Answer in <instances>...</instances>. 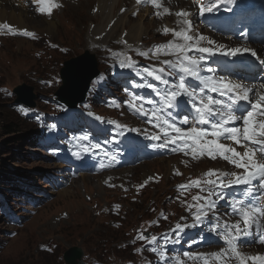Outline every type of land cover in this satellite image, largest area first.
Instances as JSON below:
<instances>
[{
    "label": "rangeland",
    "instance_id": "rangeland-1",
    "mask_svg": "<svg viewBox=\"0 0 264 264\" xmlns=\"http://www.w3.org/2000/svg\"><path fill=\"white\" fill-rule=\"evenodd\" d=\"M86 2L87 0L77 6L66 5L67 8L56 14L51 20L55 26L54 34L36 32L42 37H49L57 45L48 57H42L41 43L19 39L4 41L0 46V88L13 92L18 86H26L27 90L22 92L23 97H32L38 111L49 113L55 106L54 95L63 85L62 79L59 81V75H62L67 63L83 55L82 51L94 53L90 56L95 62V68L97 71L103 70L104 65L97 62L95 57L100 50H92L87 46L86 37L87 31L101 25L100 20L96 21V15L91 12L97 1L89 2L93 5ZM134 15L136 19L127 15L128 22L138 20V14ZM146 18L143 23L149 34L137 43L158 39L156 27L149 24L151 19L148 16ZM27 20L32 22L34 19ZM33 23L35 24L30 25L31 27L28 24L25 26L38 29L39 23ZM116 31L114 38L111 37L104 46L125 40L127 34H122L126 30L120 36L121 30ZM137 68L146 67L138 65ZM160 68H164L165 74L176 81L175 76L168 74L167 65L160 62ZM50 74H53L52 78L49 77ZM145 83L144 75L141 74L137 86L141 87ZM95 97H100L96 87L90 98ZM15 98V94L6 98L0 93V264H65L64 254L75 247L81 250L82 255L88 253L105 260H108V256H115L126 260V253L120 248L127 240L126 232L140 220L150 217L153 204L160 207L158 211L163 216V224L159 229L170 228L174 224L183 225L186 217L193 219V213L186 211L187 205L195 201L194 196L206 197L207 191H201V188L207 187L203 182L209 176L203 174L200 178L192 177V181L201 182L200 186L193 184L186 191L184 189L187 182H178L174 185L177 186L176 193L171 194L172 184L179 179L172 180L171 164H164L162 160L132 168L134 171L131 178V174H126L129 181H124L123 186L129 193H133L127 198L126 192L106 188L120 185V180H116L120 176L107 179L106 186L102 187L103 195H97L96 187L101 181L96 178L87 190L76 179V185L66 188L68 192L64 194L61 190L70 181L62 177L61 170L62 167L71 169L73 164L72 161H62L59 157L64 152L71 153V149L67 147L59 150L52 144L45 145L38 141L36 137L40 136L38 133L42 130L30 121L16 120L17 116L12 110ZM6 126H10L14 133L7 134L4 128ZM198 164L204 166L203 163ZM201 167L200 170L206 168ZM120 172L123 173L122 170ZM153 173L163 175L162 184L152 185L151 190H146L140 197L137 193V188H140L136 186L137 180H145ZM181 185L185 187L180 188ZM116 210L120 212L118 217L113 215ZM110 221L122 222V225L119 223L120 226H115ZM17 230L18 235L11 238L10 235Z\"/></svg>",
    "mask_w": 264,
    "mask_h": 264
},
{
    "label": "snow or ice",
    "instance_id": "snow-or-ice-1",
    "mask_svg": "<svg viewBox=\"0 0 264 264\" xmlns=\"http://www.w3.org/2000/svg\"><path fill=\"white\" fill-rule=\"evenodd\" d=\"M35 2L40 5L36 11L48 15H51L53 9L60 6L55 0H35ZM141 2L142 0H136L137 5ZM221 2L222 0H206L205 3L199 6V15L203 16L205 13L214 12ZM150 3L157 9L161 6L159 0H150ZM168 12L169 9L164 8V13ZM156 15L159 16L161 13L157 12ZM175 15L183 17L182 25L188 26L187 28L181 27L179 31L173 30L174 37L182 40L183 43L169 41L167 44L157 46V52L163 51L165 55L172 54L176 56L174 61H162L164 65L168 66V74L175 76L176 81L170 82L161 74H158L164 73V68L151 71L146 69L147 76L152 77L155 81L162 82L166 86L164 92H157V96L161 97L160 106L146 109L141 102L142 98L135 95L131 96V103L128 106L138 115L147 117L149 121L154 119L156 121L154 127H159L163 131V142L156 144L155 147L163 149L170 143L181 142L183 144L181 150L190 147L193 157L197 154L206 153L210 158L215 159L216 154H219L222 159L233 164L235 168L243 169L242 173L219 171L218 174L216 170H209L206 175L215 177V179L210 178L203 182L207 187H202L201 191H207V197H193V200H204L203 204L195 205L196 212L192 217L194 223L183 226L177 224L176 229L183 232L189 226L196 227L202 224L209 212L217 206L216 201L212 199L213 195H216L218 199L224 198L217 191L218 189H229L233 186L242 187L244 199L236 200L229 205L240 217V220L233 225L224 226V231L220 233V236L224 240L226 248H221L219 253H211L210 255L218 264H221L222 257L229 252L233 258L238 260L239 264H248L249 261H251V264H264V255L256 254L245 257L238 251L240 239L250 236L253 231L257 233L259 242L264 243V237L260 234V229L264 227V224H262L264 206L258 207L255 203V193H264V95L257 93L258 99L253 101L250 96V93H253V88L240 82L226 80L223 77L216 79L212 76L202 75V70L209 73L215 72L212 67L205 68L204 62L217 55L238 57L244 53H250L251 56L255 57L256 53L249 48L234 47L225 49L224 45L200 47V41L204 40L205 37L199 36L197 38L189 34L192 27L189 12L177 11ZM0 28H8L12 34H17L12 31L9 25L5 24ZM169 31L168 28L164 29L165 34ZM19 34L29 37L33 35L27 30H21ZM215 43L213 40H208L210 45ZM191 51L199 53V57L188 55ZM140 55H147V53L141 52ZM153 55H156V53H153ZM259 63L264 65V60L259 61ZM132 66L133 63L130 58H126L120 63L121 68H131ZM188 79L196 80L200 86L199 89H192V86L188 84ZM142 86L154 88L152 84ZM205 90L217 94L220 98L205 95ZM186 100L195 113L193 120L196 126L189 127L185 131L182 127H178L167 113L172 112L174 109L181 110L186 106ZM149 103H153V101H149ZM258 117L261 119H257ZM237 121H242V129L229 126ZM188 122L187 117L181 121L185 125ZM117 127L122 126L117 125ZM168 130L176 133V135L169 136ZM131 131H136V129H131ZM209 136L212 139H207ZM149 138L152 140L161 139L158 135H152ZM81 139H87V136H83ZM221 139L230 140L235 144H242L244 147L243 153L237 151L235 147L219 142ZM112 159H115V157H112ZM192 183L199 187L201 182L193 181ZM179 187L184 188L185 186L181 185ZM191 207L193 205H189V208ZM240 221H242L243 227H241ZM219 227L217 225L211 231L215 232ZM232 229H234V232ZM139 239L153 243L157 240V237L152 236L149 239L140 234ZM161 255L163 256V253Z\"/></svg>",
    "mask_w": 264,
    "mask_h": 264
},
{
    "label": "bare ground",
    "instance_id": "bare-ground-1",
    "mask_svg": "<svg viewBox=\"0 0 264 264\" xmlns=\"http://www.w3.org/2000/svg\"><path fill=\"white\" fill-rule=\"evenodd\" d=\"M91 0H87L86 3H89ZM96 7L98 8L97 13H93V15L95 14V18L97 19L96 21L100 20L101 25H96L91 31H87L86 37H87V46H89L90 48H94L95 46H100V44H106L108 42V40L113 37L114 32H117V29H120L121 32L119 34V36L121 35V33L126 30L127 35L125 40H128L129 42H134L137 43L138 41H141V38L143 36H148L149 32L147 30V28L145 29L144 27V21L147 19V16H153V13H147V11H145V13L147 14H143L139 12L138 7L133 6V10L130 12L128 10V12L123 13L121 16L119 11V7L121 6H129L130 3H128L127 0H96ZM224 2V7L228 8V6H237V2L235 0H222ZM94 3V0H93ZM92 4V3H89ZM15 3L12 2L11 0H0V21H8L9 23L13 24V25H17L18 28H29V30L35 31V32H39V33H47L49 35H51L55 29L54 23L53 21L48 22L45 19L42 18H36L33 21H36L38 24V29L33 28L34 26H32V28H30L32 24H35L30 21H28V17L31 15V12L29 11V8H25L22 4H20L19 8H14ZM93 5V4H92ZM85 7V6H84ZM116 7H118V9H116ZM67 8V7H66ZM138 14V20L136 22H128L127 19V14ZM212 13H217L216 11L212 12ZM128 14V15H129ZM214 15V14H213ZM117 18L115 24L112 26V28L110 29V31L105 35V37L101 40V41H95V37L101 35V33L105 32L106 26L108 25L109 22H111V20L113 18ZM150 18V17H149ZM211 19L215 20L214 16H210ZM31 20V19H30ZM39 20V22H38ZM131 23V24H130ZM25 24H28L27 27L25 26ZM150 25H155L156 22L154 20H150L149 22ZM147 33V34H146ZM54 34V33H53ZM118 34V33H117ZM151 34H153V32H151ZM116 35V34H115ZM154 35V34H153ZM117 36V35H116ZM114 38V37H113ZM88 47V48H89ZM86 53L88 52L91 55H94V53H90L87 50L82 51L81 53ZM82 58V57H81ZM243 153V152H242ZM62 158H60L61 160ZM73 159H70V163ZM78 160V159H77ZM76 160V163H77ZM228 163V169L225 170V172H233L235 169V166L233 164H230L228 161H226ZM198 163H202V162H198ZM80 165V166H79ZM86 166H89L91 170H93V166L91 165V163L86 164ZM199 166V165H198ZM46 167V166H45ZM69 168V167H68ZM85 165L79 163L78 165H76L74 167V170H85ZM137 168V167H135ZM132 170V169H130ZM130 170H128L125 173H131ZM224 171V170H223ZM239 173H241L242 170H237ZM114 173V174H113ZM219 173V171H218ZM217 173V174H218ZM121 174V175H120ZM115 176V175H119V178H113L116 180H121L123 173H116L115 171L105 175L106 176ZM130 175V174H129ZM102 178L101 179V183L105 184L107 179H111V178ZM92 178V179H90ZM95 180V177H91V176H87V175H82L78 178L77 181H80L82 184V187L87 190V188L90 186L89 184L92 183V181ZM76 181V182H77ZM126 181H129L126 180ZM131 181V180H130ZM76 182H73V184L76 185ZM125 182H123L124 184ZM106 186V185H105ZM104 185H101L100 182L96 187L97 190V195H103V188ZM115 186H113L112 188H109L108 186H106V188L108 190H112ZM138 189V188H137ZM62 192L67 193L68 189L63 190ZM220 194L223 195V199L217 201V204L222 207L223 210H225V213H221L218 215V218L221 219V221L225 220V215L228 214H233L235 217L229 219V221L226 223V225H231V223H233L234 221H238L240 220L236 215L235 212L233 211V209L229 206L231 203V198L236 200H240L243 199V196L240 195L239 193H243V188L240 187L238 189L234 188V189H224L223 191H218ZM231 192H236L237 195L233 196L231 194ZM132 194L127 193L126 194V198L128 196H132ZM136 199V198H134ZM194 208L196 209V207L194 206ZM225 208V209H224ZM207 211V209H206ZM209 214H212L211 212H209ZM263 221V220H262ZM264 237V234H263ZM243 238H247V237H243ZM257 250V251H254ZM261 250V251H259ZM238 251L242 254V256H249V255H256V254H261L264 255V243H259L257 239H254L252 241V244L248 245V246H244L240 249H238ZM237 260V259H235ZM238 261V260H237ZM250 262V261H249ZM239 264V262H237Z\"/></svg>",
    "mask_w": 264,
    "mask_h": 264
},
{
    "label": "water",
    "instance_id": "water-1",
    "mask_svg": "<svg viewBox=\"0 0 264 264\" xmlns=\"http://www.w3.org/2000/svg\"><path fill=\"white\" fill-rule=\"evenodd\" d=\"M71 64H73L72 67ZM97 75L98 71L94 67V61L87 54H84L83 58L79 57L67 63L66 67L62 70V88L56 93L58 102L63 103L68 108H74L76 105L82 103L91 81ZM25 90V86L14 90V93L18 95L15 103L34 107L32 97L25 98L21 96V92ZM81 256L82 252L77 248H73L64 255L65 264H81V262H77Z\"/></svg>",
    "mask_w": 264,
    "mask_h": 264
},
{
    "label": "trees",
    "instance_id": "trees-1",
    "mask_svg": "<svg viewBox=\"0 0 264 264\" xmlns=\"http://www.w3.org/2000/svg\"><path fill=\"white\" fill-rule=\"evenodd\" d=\"M16 120H18V119H16ZM4 128L7 131V134H13L14 133V131L12 130V128L10 126H6Z\"/></svg>",
    "mask_w": 264,
    "mask_h": 264
}]
</instances>
